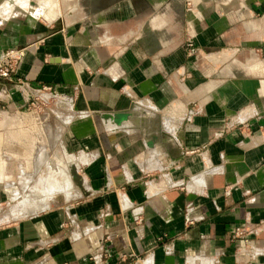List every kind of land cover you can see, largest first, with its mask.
<instances>
[{"label": "crops", "instance_id": "obj_1", "mask_svg": "<svg viewBox=\"0 0 264 264\" xmlns=\"http://www.w3.org/2000/svg\"><path fill=\"white\" fill-rule=\"evenodd\" d=\"M62 1L0 10V61L25 50V85L0 81V264H264V0ZM43 87L72 115L50 185L13 156Z\"/></svg>", "mask_w": 264, "mask_h": 264}, {"label": "rangeland", "instance_id": "obj_2", "mask_svg": "<svg viewBox=\"0 0 264 264\" xmlns=\"http://www.w3.org/2000/svg\"><path fill=\"white\" fill-rule=\"evenodd\" d=\"M41 1L42 0H14V1L8 0L7 2V0H5V2L2 3V1L0 0L1 2L0 9L7 8V10H10L11 8H13L14 6L18 4L21 5L24 9H29L31 6L29 5L30 2L36 4ZM63 3L64 2L62 0H52V2L49 4V7H51L50 5H53L51 8L54 9L55 12H59L61 14L65 10V7H66V5ZM47 11H51V10L47 9ZM212 58L213 57H208V59H206L208 60L207 65L211 67L212 65L210 64L209 60H211ZM234 66L235 65L227 66L228 68L226 69V71L230 70V68L232 69V67ZM244 67L240 65V67L235 66L234 68L237 70L239 69L242 70ZM26 116L27 118H29V121H28L29 128L32 129L31 130L32 132L34 131L36 133L34 132L30 133L31 131H26L25 133L24 131H21L20 133L21 140L20 139L18 140L21 142L24 140L25 145H23L24 143H22L21 147L15 150L16 151L14 152L15 155L13 154V156H15L16 158L23 159L21 163H16V166H17L16 175L18 176L20 173V170H18L20 168L19 165H21L22 167L28 168L30 173L31 172L33 173L34 170H36L38 166L41 167L40 170H43L46 165L44 162H46V156H47V159L50 163L48 162L49 168H47L46 170L47 177L45 178V180H42V182L43 183L47 182L49 183L48 185L54 184L52 183L54 180L52 179V176L55 175L54 168L57 167L58 161L59 160L65 161L67 158V155L68 156L72 155L66 146V141H67V132H66L67 130L66 129H67V124L69 122L63 119V117L65 116H72L70 109L68 108L66 104L62 103L60 99L58 100L57 98H51L47 102L41 101L39 105H36L35 107H31V110L27 111ZM16 123H19V122L16 121ZM21 123L23 125L25 124L23 122ZM6 125L7 124H5V127ZM17 126L18 124H16L14 127H17ZM8 130L9 129L7 127L5 129V132H8ZM57 130H60V132H58ZM55 133L57 134V141H58V146L56 148L52 147V144H51L53 143V140L56 139ZM40 136H43L42 139L40 138ZM39 140H42V142L40 143ZM42 147H44L43 150L45 151V153L42 157L40 156L37 157V152ZM73 168H76V167L75 166L69 167L71 177H72ZM14 181L15 183H19V184L21 183V186L23 187L25 186L23 179L21 180V179L16 178L14 179ZM35 181L40 182V178H37ZM72 182H73V186L77 188V183L73 180V178H72ZM32 187L35 191H38V192L42 190L40 187L36 186L35 184H33ZM58 195L59 194H56L55 196H47L48 204L52 201L54 197H57ZM61 196L63 195H59L58 197H61ZM45 197L46 196L44 194H29V193L21 194V198L19 200L18 199L16 200V205L18 206V203L24 205L25 203H30V202L32 203V205H38L40 202L44 200ZM0 208L7 209V207H0Z\"/></svg>", "mask_w": 264, "mask_h": 264}, {"label": "built area", "instance_id": "obj_3", "mask_svg": "<svg viewBox=\"0 0 264 264\" xmlns=\"http://www.w3.org/2000/svg\"><path fill=\"white\" fill-rule=\"evenodd\" d=\"M193 47V44H189ZM25 50H12L5 54V56L0 61V81H7L10 84L18 85L23 87L25 84L15 78L16 68L22 58L25 56ZM51 98H56V95L49 87H43L40 89H35L29 92V106L35 107L39 105L40 102H47ZM246 232L242 229H237L235 232V237L245 238Z\"/></svg>", "mask_w": 264, "mask_h": 264}, {"label": "water", "instance_id": "obj_4", "mask_svg": "<svg viewBox=\"0 0 264 264\" xmlns=\"http://www.w3.org/2000/svg\"><path fill=\"white\" fill-rule=\"evenodd\" d=\"M130 114H123V113H115L114 115H110L109 118L114 121L115 124L121 125L123 121L127 120L129 118ZM72 178L77 183V185H80V177L77 171V168H73L72 170Z\"/></svg>", "mask_w": 264, "mask_h": 264}, {"label": "bare ground", "instance_id": "obj_5", "mask_svg": "<svg viewBox=\"0 0 264 264\" xmlns=\"http://www.w3.org/2000/svg\"><path fill=\"white\" fill-rule=\"evenodd\" d=\"M2 1V0H1ZM14 1V0H13ZM8 2V0H7ZM52 2V0H42L41 2L38 3V5L35 7L36 10L39 11L41 9L42 11H47V9L51 10L49 7V4ZM1 3V2H0ZM3 3V2H2ZM26 4V3H25ZM30 5V4H29ZM51 6V5H50ZM1 10V9H0ZM11 10V9H10ZM43 13V12H42Z\"/></svg>", "mask_w": 264, "mask_h": 264}]
</instances>
